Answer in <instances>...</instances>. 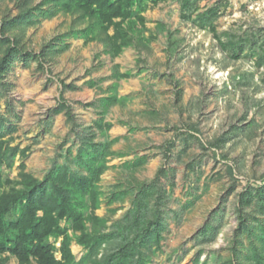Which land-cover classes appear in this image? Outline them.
<instances>
[{
	"label": "rangeland",
	"instance_id": "obj_1",
	"mask_svg": "<svg viewBox=\"0 0 264 264\" xmlns=\"http://www.w3.org/2000/svg\"><path fill=\"white\" fill-rule=\"evenodd\" d=\"M184 2L144 0V24L135 5L130 41L112 56L100 24L61 0H0V115L18 148L3 190L24 187L22 163L37 179L103 165L96 219L75 192L88 231L107 234L83 264L132 240L127 264H258L264 254V0ZM133 218L138 227L125 228ZM71 249L75 261L86 253L75 238Z\"/></svg>",
	"mask_w": 264,
	"mask_h": 264
},
{
	"label": "trees",
	"instance_id": "obj_2",
	"mask_svg": "<svg viewBox=\"0 0 264 264\" xmlns=\"http://www.w3.org/2000/svg\"><path fill=\"white\" fill-rule=\"evenodd\" d=\"M61 1L66 9L76 8L83 15L94 18L100 24L101 29L106 33L112 56H117L130 41L124 24L133 18L135 5H137L138 11L134 15L135 19L140 24L145 22V16L140 14L146 8L144 0ZM151 1L157 3L159 0ZM187 4L188 2L185 0L183 5L186 6ZM110 29H113L112 34L108 33ZM215 35L220 39L217 34ZM5 39L10 41L9 38ZM242 42L244 40L238 42L239 46ZM220 43L223 49L227 48L226 43ZM232 44V55L237 56V50L234 48L236 43ZM9 51H18L16 41L8 47L7 52ZM8 57L9 54L6 53V58L0 62V72L5 71V63ZM121 76H126V74H121ZM60 99L63 100L62 94ZM59 105L63 107L57 110L59 112L68 108L65 102ZM66 113L71 116L69 110H66ZM3 120V115H0V264H5L10 256H14L18 264H30L31 261H35L37 264H83L88 259L96 257L101 245L106 243L107 234H94L88 231L85 225L86 216L75 192L81 191L87 195L88 206L91 210L90 216L96 219L95 210L99 200L95 182L100 179L103 165H89L90 175L88 176L77 172L70 173L66 167L55 174L48 173L43 179H37L23 171L25 166L22 163L20 176L22 178L21 184L24 187L4 191L5 182L11 181L4 180L2 165L11 164L18 148L11 146L5 140ZM25 151L26 149H21L20 153L24 155ZM17 206L20 207L19 212L15 217L9 218L8 215ZM63 221L71 222L70 228L74 233L73 236L69 233V226L62 224ZM130 227H138L135 218L125 222V228ZM138 233L139 231H137ZM73 238L86 249L85 255L79 261H75V254L71 249ZM135 248L136 240H132L123 244L116 251L111 250L107 255L102 254L98 258V262L93 263L127 264L129 258L133 261L131 255ZM58 252L59 257H57ZM255 259L258 264H264V254L261 251L255 252Z\"/></svg>",
	"mask_w": 264,
	"mask_h": 264
},
{
	"label": "clouds",
	"instance_id": "obj_3",
	"mask_svg": "<svg viewBox=\"0 0 264 264\" xmlns=\"http://www.w3.org/2000/svg\"><path fill=\"white\" fill-rule=\"evenodd\" d=\"M57 245H59V242L57 243Z\"/></svg>",
	"mask_w": 264,
	"mask_h": 264
}]
</instances>
